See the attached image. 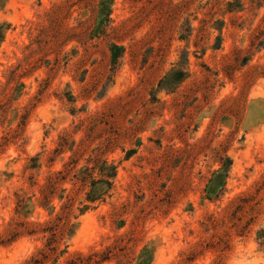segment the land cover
I'll list each match as a JSON object with an SVG mask.
<instances>
[{"label":"rangeland","instance_id":"obj_1","mask_svg":"<svg viewBox=\"0 0 264 264\" xmlns=\"http://www.w3.org/2000/svg\"><path fill=\"white\" fill-rule=\"evenodd\" d=\"M0 264H264V0H0Z\"/></svg>","mask_w":264,"mask_h":264},{"label":"trees","instance_id":"obj_2","mask_svg":"<svg viewBox=\"0 0 264 264\" xmlns=\"http://www.w3.org/2000/svg\"><path fill=\"white\" fill-rule=\"evenodd\" d=\"M115 56H117V55H115ZM163 80H165V77L160 79L159 84H161ZM228 160L229 159H227V161ZM228 164H229V162H227V164L224 163V165H222L218 170H216L213 173L212 178L209 179V182H208L207 187H206V192L208 195L215 196L223 188L225 177L227 175V171H228V167H229ZM105 182L108 183V180H106ZM22 202H23V199L22 200L20 199L19 204H18L20 207L23 206Z\"/></svg>","mask_w":264,"mask_h":264}]
</instances>
